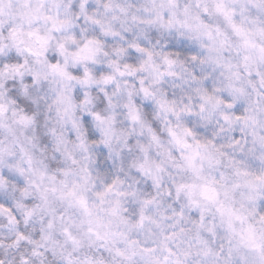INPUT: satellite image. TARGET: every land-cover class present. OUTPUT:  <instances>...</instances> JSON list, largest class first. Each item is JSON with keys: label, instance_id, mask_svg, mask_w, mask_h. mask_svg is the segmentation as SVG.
Masks as SVG:
<instances>
[{"label": "clouds", "instance_id": "obj_1", "mask_svg": "<svg viewBox=\"0 0 264 264\" xmlns=\"http://www.w3.org/2000/svg\"><path fill=\"white\" fill-rule=\"evenodd\" d=\"M0 264H264V0H0Z\"/></svg>", "mask_w": 264, "mask_h": 264}]
</instances>
